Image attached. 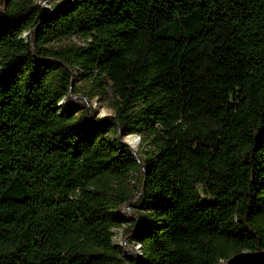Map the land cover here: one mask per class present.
<instances>
[{"label":"trees","instance_id":"trees-1","mask_svg":"<svg viewBox=\"0 0 264 264\" xmlns=\"http://www.w3.org/2000/svg\"><path fill=\"white\" fill-rule=\"evenodd\" d=\"M108 89L100 118L83 101ZM246 253L264 255V0L0 2V264Z\"/></svg>","mask_w":264,"mask_h":264},{"label":"rangeland","instance_id":"rangeland-1","mask_svg":"<svg viewBox=\"0 0 264 264\" xmlns=\"http://www.w3.org/2000/svg\"><path fill=\"white\" fill-rule=\"evenodd\" d=\"M2 1L3 0H0V2H2ZM35 1L38 4L42 5L46 10H49L50 7L57 2V0H35ZM79 41H80V39H78L77 37H73L72 39H65V40L61 41L60 44H68L70 42L78 43ZM76 84H78V86L81 87V89H82L80 94H79L80 97L84 98L85 97L84 96L85 91L87 90L86 85L81 84V81H79L78 79L76 81ZM107 91L108 92L106 95H104V97L95 96V97H93L92 100L89 99V100L83 101V103L90 101V104L92 106V110H93L94 114L100 118H104V117H107L109 115L114 114V110L111 106L112 105V94H111V91L109 89ZM80 102H82V101H79L78 99H74V98L67 99L66 100V109L67 110L71 109L72 111H74V115H78L82 109V105L80 104ZM139 148H140V145L138 147V150H139ZM140 185H141V177L139 176L137 183H136V191L139 190ZM123 212H125L124 208H123ZM124 229H125V227H121V228H117L114 230L115 235L113 238V242L116 246H121L125 241L124 240V232H125ZM134 248L137 252H140V250H139L140 245H137ZM250 257H254V256L249 254V253H246L243 256L235 257L232 260H230L228 262H222L221 264H228V263H231L234 261H240L242 259L250 258ZM263 257H264V255H263Z\"/></svg>","mask_w":264,"mask_h":264},{"label":"water","instance_id":"water-1","mask_svg":"<svg viewBox=\"0 0 264 264\" xmlns=\"http://www.w3.org/2000/svg\"><path fill=\"white\" fill-rule=\"evenodd\" d=\"M67 100V99H66ZM61 104V103H60ZM59 104V105H60ZM130 136H136V139L140 145L141 143V137L139 135H130ZM128 136V137H130ZM127 137V138H128ZM127 138L125 139V142L134 150V151H138V147L137 148H134L127 140ZM141 248V247H140ZM139 248V250H140ZM247 263H258V264H264V257L263 256H255V257H252L250 259H246V260H240V261H234V262H231V263H228V264H247Z\"/></svg>","mask_w":264,"mask_h":264},{"label":"bare ground","instance_id":"bare-ground-1","mask_svg":"<svg viewBox=\"0 0 264 264\" xmlns=\"http://www.w3.org/2000/svg\"><path fill=\"white\" fill-rule=\"evenodd\" d=\"M60 109L61 112L65 115H71L74 113V111H72L71 109L69 110L66 109V100L62 101V103L60 104ZM127 140L134 148L139 147V143L136 139V136H130L127 138Z\"/></svg>","mask_w":264,"mask_h":264}]
</instances>
